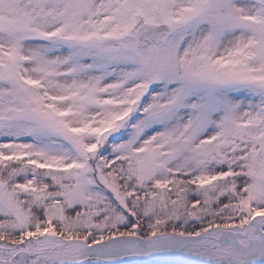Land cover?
Wrapping results in <instances>:
<instances>
[{"label":"snow or ice","instance_id":"snow-or-ice-1","mask_svg":"<svg viewBox=\"0 0 264 264\" xmlns=\"http://www.w3.org/2000/svg\"><path fill=\"white\" fill-rule=\"evenodd\" d=\"M0 264H264V0H0Z\"/></svg>","mask_w":264,"mask_h":264}]
</instances>
